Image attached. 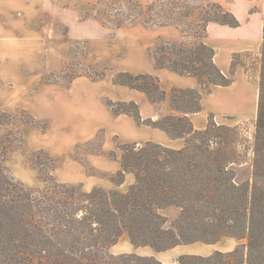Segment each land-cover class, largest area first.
<instances>
[{
  "label": "trees",
  "instance_id": "1",
  "mask_svg": "<svg viewBox=\"0 0 264 264\" xmlns=\"http://www.w3.org/2000/svg\"><path fill=\"white\" fill-rule=\"evenodd\" d=\"M128 2L117 28L138 20L148 27H177L185 39L192 38L188 44L160 38L149 52L157 69L196 78L207 93L233 84L236 56L232 74L226 76L215 63V50L205 43L210 24L241 26L232 13L212 2L201 9L189 0ZM192 20L197 25L191 33L184 25L191 27ZM259 66L254 157L247 183L236 182L235 168L247 162L236 140L237 128L218 125L210 115L207 128L196 130L189 115L202 110L201 91L173 89L168 94L150 74L120 72L113 83L144 93L155 105L169 99L179 115L143 119L134 101H112L109 107L116 116H130L137 125L162 130L185 144L178 150L153 142L119 145L121 153L112 158L120 170L111 181L121 186L127 175H134L126 193L100 187L87 192L81 185L59 183L51 174L55 160L44 151L33 154L31 162L41 175L48 172V178L44 191L33 192L7 173L4 163L12 141L0 136V264H164L155 256L112 255L110 250L124 236L135 248L156 253L233 238L242 243L231 252L182 255L175 264H264V19ZM43 158L44 171L38 166ZM170 208L178 209L179 216L169 227L164 211Z\"/></svg>",
  "mask_w": 264,
  "mask_h": 264
},
{
  "label": "rangeland",
  "instance_id": "2",
  "mask_svg": "<svg viewBox=\"0 0 264 264\" xmlns=\"http://www.w3.org/2000/svg\"><path fill=\"white\" fill-rule=\"evenodd\" d=\"M205 2L220 4L232 13L241 23L240 31L249 27L251 43L233 47L232 58L236 56L235 73L244 74V80L258 94L264 0H189L199 9ZM128 3V0H0V136L12 141L4 167L31 191H44L48 178V172L41 175L31 162L33 154L41 151L55 160V171L51 174L59 183L81 185L87 192L100 187L122 193L134 184L135 180L128 175L121 186L111 181L120 170L113 153L119 155V145L132 142H126L122 138L125 135L120 134L127 125V115L117 118L109 103H129L134 95L133 91L114 85L113 77L120 72L143 74L148 67L155 66L150 50L160 38L170 39L162 37L164 27H148L138 20L134 25H127L131 23L128 21L126 26L117 28V19L125 18ZM192 22L189 24L192 28L184 25L191 33L197 25L195 20ZM172 29L167 31L174 32ZM182 41L188 44L192 38L185 39L182 34V40L175 42ZM243 99L249 110L247 117H225L223 124H218L237 128L236 140L247 154V162L235 168L238 184L251 179L257 118L253 97L244 94ZM40 161L38 166L44 171L46 160ZM164 214L170 227L179 210L170 208ZM241 243L233 238H222L214 244L198 242L176 247L158 258L152 249L135 248L124 236L110 252L114 256L130 253L155 256L164 264H175L182 255L227 253Z\"/></svg>",
  "mask_w": 264,
  "mask_h": 264
},
{
  "label": "crops",
  "instance_id": "3",
  "mask_svg": "<svg viewBox=\"0 0 264 264\" xmlns=\"http://www.w3.org/2000/svg\"><path fill=\"white\" fill-rule=\"evenodd\" d=\"M258 18L261 23L262 16L259 15ZM252 22L253 20L249 21V26H251ZM164 28L162 37H168L171 41L182 40L180 30L175 27ZM170 28H174L172 30L175 31H167ZM248 28L240 31L241 26L238 28H231L218 24H210L208 28V37L205 39V43L215 50V63L221 72L226 76L231 74L233 61L232 53L235 52L232 50L233 47L244 46L245 44L251 43L247 34L249 31ZM143 74H150L157 77L160 81L161 89L168 94L173 89H197L201 91L202 110L199 113L189 115V118L196 130H205L207 128L210 115L214 117L217 124H223L225 117L246 118L249 110L243 103L244 94H250V96L253 97L254 114L256 113L258 103L257 91L244 80L245 76L240 72L235 73L232 85L228 87H213L211 93L203 91L196 78L181 76L166 69H157L153 65L148 67ZM131 91L134 92L133 100L131 101L138 104L143 119L145 113L148 116V118L145 119H153L155 121L171 115H179V113L173 110L169 99L161 104L155 105L150 102L144 93L135 90ZM126 117H128V119H125L127 125L120 130V134L125 135L122 136V138H126V142H132V144L153 142L177 150L184 147L183 139H172L162 130L139 126L132 117ZM117 118H121V116ZM128 134H131L132 137L129 138ZM128 177L135 180L133 175H128ZM155 254V256L159 258V256L165 255L166 253L155 252Z\"/></svg>",
  "mask_w": 264,
  "mask_h": 264
}]
</instances>
